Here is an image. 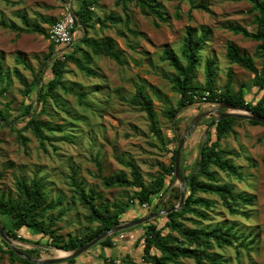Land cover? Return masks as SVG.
I'll return each instance as SVG.
<instances>
[{
    "label": "rangeland",
    "instance_id": "obj_1",
    "mask_svg": "<svg viewBox=\"0 0 264 264\" xmlns=\"http://www.w3.org/2000/svg\"><path fill=\"white\" fill-rule=\"evenodd\" d=\"M82 1L0 0V22L7 25L0 26V66L6 88L0 104V112L5 118L0 121V195L17 198L18 179L28 182L42 180L49 201L56 206L55 210L48 211V215L57 220L56 231L64 241L87 239L97 227L96 223L90 224L85 219L87 210L72 186L73 177L87 192L95 191L98 204L131 200L135 190L108 189L102 184L97 176V161L102 164L104 177L125 172L130 178L126 163L132 161L147 185L175 165L174 151L184 137L180 162L183 178L196 169L199 154L209 137L215 139L214 122L218 119L220 104L207 99L180 109V96L172 89L171 83L175 71L162 60L165 50L180 55L188 28L198 35L202 32L209 34L196 73V84L201 89L205 85V64L214 59L218 92L224 91L230 82L232 92L242 90L251 105L264 97V90L255 86V75L231 63L226 56L228 44L233 43L254 60L258 70L262 67L260 43L235 35L226 28L230 24L241 25L255 32L251 0H153V4L160 6L166 21L153 14L145 15L138 0H95L90 8L93 26L88 30V37L95 41L115 40L123 64L96 55L82 44L81 38L86 31L78 26L74 32V48L78 49L76 58L91 74L75 63L67 62L62 80L70 92L57 88L45 99H40L41 87L45 94L53 77V60H63V53H53L54 49L60 51L61 48L50 43L49 31L66 13H74L77 22L76 12ZM36 27L40 30L37 31ZM138 87H143L153 99L157 132H153L146 112L130 103ZM74 92L84 94L83 102ZM169 108L178 111L173 121L164 115ZM30 115L51 126V129L44 130L43 142L31 129L23 128L24 119ZM198 116L200 118L194 125ZM238 119L234 131L221 146L233 159L241 178L229 177L217 168L212 171L221 184L234 186L237 193L252 200L250 205H241L247 216L232 215L217 202L214 209H203L207 219L189 214L182 222L189 228L198 224L204 227L232 226L241 234L250 235L246 247L239 251L224 247L215 248L214 252L222 255L226 264H264V126L252 125L248 119ZM170 178L166 190L156 196L151 205L140 206L134 201L124 215V223L178 206L177 190L180 189L181 195V188L187 182L177 178L170 182ZM166 215L162 213L113 234L110 236L113 237V248L98 243L76 257V264H107L111 259L114 264H125L127 255L140 264H148L142 258L144 242L141 238L147 223L164 227L168 221ZM1 221L5 223L7 219L0 215ZM18 236L21 239L10 240L21 254L27 251L36 260L61 257L62 249L51 245L46 237L34 235L26 228L20 230ZM3 241L0 236V264H22L17 259L12 261V256L3 252L7 251ZM67 260L57 264H70ZM180 261L195 264L190 259Z\"/></svg>",
    "mask_w": 264,
    "mask_h": 264
},
{
    "label": "trees",
    "instance_id": "obj_2",
    "mask_svg": "<svg viewBox=\"0 0 264 264\" xmlns=\"http://www.w3.org/2000/svg\"><path fill=\"white\" fill-rule=\"evenodd\" d=\"M138 1L145 15L153 14L157 19L167 20L160 10V6L153 4V0ZM251 1L253 4L252 12L255 13V32H250L241 25L230 24L226 28L235 35H242L245 38L260 43L258 48L260 57L263 60L262 67L258 70L254 60L243 54L240 48L233 43L228 44L226 56L231 63L237 64L252 72L255 75V86L264 90V0ZM94 3L95 0H83L80 9L76 12L78 18L76 28L81 26L86 31V34L81 38V42L91 48L96 55H104L119 64H123V57L117 49L115 40L108 38L95 41L88 37V30L93 26L91 25L93 12L90 8ZM0 26L7 27L5 23L1 22ZM36 30L39 31L40 29L36 27ZM208 40V32H202L198 35L191 28H188L183 39L180 55L172 50H165L162 55V60L168 62L176 74L171 79V83L172 89L180 96L178 102L179 108L183 109L194 105L197 102L194 99V93H200L202 95L208 92V101L211 103L233 105L237 108L249 110L264 119V97L257 104L251 105L245 100L242 90L232 92L230 82L227 83L224 91H217L214 71L216 61L214 59L208 60L205 64V85L203 89L196 84V73L198 63L201 59L200 55ZM52 45L57 47L54 44ZM75 46L76 44L62 54V61L59 58L53 60L51 66L53 77L47 84L45 94H43V87H41V91L39 92L40 99H45L48 94H52L57 88L70 92V89L66 87L62 80L67 62H73L81 70L87 74H91V71L86 69L76 58L78 49L74 48ZM58 52V49L53 50V53ZM3 84L4 77L2 67L0 66V104L6 93V88ZM74 93L83 102L84 94ZM130 103L134 107H138L141 111L146 112L153 132H157L153 99L146 94L143 87L136 89V93L130 100ZM177 112L176 109L169 108L164 111V115L173 121ZM4 120L5 118L0 112V121L3 122ZM238 120L240 119L230 117L214 122L215 139L213 140L209 137L204 150L201 151V155L199 154L196 169L188 176L184 175V180L187 182V189L182 207L166 215L168 221L162 228H158L154 223H147L146 231L141 238L144 242L142 249L144 262L148 264H183L180 259H190L195 264H226V260L222 255L214 252L215 248L232 247L239 251L240 248L246 247V242L250 238V235L241 234L232 226L219 225L215 227H204L198 224L194 228H189L182 222L189 214L207 219V214L203 209H214L217 202L232 215L247 216L246 211L242 210L241 205H250L252 200L237 193L234 186L227 183L221 184L216 173L212 171V168H217L229 177L235 176L239 179L241 178L238 167L235 165L233 159L227 156L229 153L221 146L222 141L234 131V125ZM24 121V130L31 129L34 135L43 142L45 139L44 130L46 128L51 129V126L33 115L25 118ZM249 122L252 125L264 126V122L261 121L250 120ZM176 153L177 149H175L173 155L174 162ZM97 165V176L102 180V184L106 188H131L135 190V193L131 200L98 204L95 202V191L90 190L87 192L85 187L73 177L72 186L79 197L81 205L87 210V214L85 215L86 221L90 224H97L96 229L87 239L70 238L64 241L57 234V220L48 215V211L55 210L56 206L49 201L44 182L36 179L29 182L24 179H18L16 183L18 196L15 199L3 194L0 195V215L7 219L5 223L1 221L6 234L10 238L18 240L21 239L18 236V232L26 228L34 235H41L42 237L48 238L51 245L59 249L68 252L75 251L105 231L123 224L124 215L130 211L134 201H137L140 206L146 204L151 205L155 197L166 190L168 177H171L170 182L176 178L175 165L165 169L147 185L143 181L140 169L132 161L126 163L130 169L131 178L125 172L104 177L102 175L101 162L97 161ZM177 191V197L179 199L180 189ZM200 194L205 196H201ZM208 196H213L216 199ZM3 243L7 247V251L3 250V252L10 254L12 261L17 259L22 264H37L27 258H31L27 251L22 252L27 255V257H24L16 253L8 243L5 241ZM99 245L113 248V237L102 240ZM67 262L76 264L75 258L68 259ZM107 264H114V260L111 259ZM125 264H140V262L127 255Z\"/></svg>",
    "mask_w": 264,
    "mask_h": 264
},
{
    "label": "water",
    "instance_id": "obj_3",
    "mask_svg": "<svg viewBox=\"0 0 264 264\" xmlns=\"http://www.w3.org/2000/svg\"><path fill=\"white\" fill-rule=\"evenodd\" d=\"M228 109V110H232L231 112H224L223 110ZM243 118V119H248V120H253V121H261L264 122V119H262L261 117H259L258 115L253 114L251 111L246 110V109H241V108H237L233 105H229V104H220V110L218 111V119L217 121H220L224 118ZM199 116L196 117L194 125H196L197 121L199 120ZM193 129V128H192ZM191 129V130H192ZM190 130V131H191ZM208 131H206L207 135ZM185 142V137L180 141L179 146L177 148V153H176V159H175V169H176V178L179 179L181 182H184V178L181 174V168H180V162H181V151L183 148ZM205 145V143H204ZM202 164V161H201ZM186 186L187 183H185L182 188H181V195H180V201H179V205L176 207H172L162 213L164 214H169L173 211H177L179 210L183 203H184V199H185V190H186ZM162 213H157L151 216H147L144 218H141L139 220L133 221V222H128V223H124L121 225H118L116 227H113L112 229L105 231L104 233H102L101 235H99L98 237H96L95 239L89 241L88 243L84 244L83 246H81L80 248H78L75 251H69V254L63 257H58V258H53V259H47V260H36V259H32L29 258L23 254H21L13 245L12 241L10 240V237L6 234L4 227L2 226V224L0 223V236L1 238L9 244V246L16 251V253L27 257L29 260L37 263V264H57L60 262H63L64 260L67 259H71V258H76L82 254H84L85 252L89 251L91 248H93L95 245H97L98 243H100L102 240L112 236L113 234H116L118 232H121L125 229H128L132 226L138 225V224H142L145 223L153 218H155L156 216L162 214ZM68 252V251H67Z\"/></svg>",
    "mask_w": 264,
    "mask_h": 264
},
{
    "label": "built area",
    "instance_id": "obj_4",
    "mask_svg": "<svg viewBox=\"0 0 264 264\" xmlns=\"http://www.w3.org/2000/svg\"><path fill=\"white\" fill-rule=\"evenodd\" d=\"M76 28V16L74 13H66L64 17L56 22L49 31V41L62 50L58 53H64L75 45L74 29ZM209 93L204 94L194 93L196 101L202 100L203 102L208 99Z\"/></svg>",
    "mask_w": 264,
    "mask_h": 264
},
{
    "label": "bare ground",
    "instance_id": "obj_5",
    "mask_svg": "<svg viewBox=\"0 0 264 264\" xmlns=\"http://www.w3.org/2000/svg\"><path fill=\"white\" fill-rule=\"evenodd\" d=\"M60 253H61V257L66 256V255L69 254V252L64 251V250H61Z\"/></svg>",
    "mask_w": 264,
    "mask_h": 264
}]
</instances>
